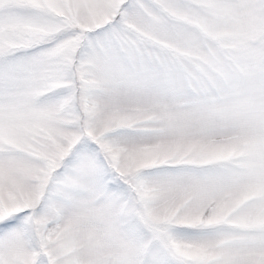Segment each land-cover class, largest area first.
<instances>
[{"label":"snow or ice","instance_id":"obj_1","mask_svg":"<svg viewBox=\"0 0 264 264\" xmlns=\"http://www.w3.org/2000/svg\"><path fill=\"white\" fill-rule=\"evenodd\" d=\"M0 264H264V0H0Z\"/></svg>","mask_w":264,"mask_h":264}]
</instances>
